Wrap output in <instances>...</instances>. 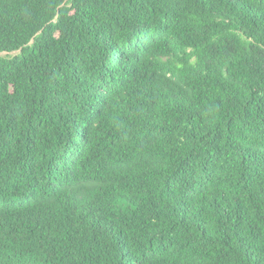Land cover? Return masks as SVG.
Listing matches in <instances>:
<instances>
[{
    "label": "trees",
    "instance_id": "obj_1",
    "mask_svg": "<svg viewBox=\"0 0 264 264\" xmlns=\"http://www.w3.org/2000/svg\"><path fill=\"white\" fill-rule=\"evenodd\" d=\"M0 264H264V0H0Z\"/></svg>",
    "mask_w": 264,
    "mask_h": 264
},
{
    "label": "rangeland",
    "instance_id": "obj_2",
    "mask_svg": "<svg viewBox=\"0 0 264 264\" xmlns=\"http://www.w3.org/2000/svg\"><path fill=\"white\" fill-rule=\"evenodd\" d=\"M18 54V52H14V53H11V54H2V55H0V56H6V55H8V56H15V55H17Z\"/></svg>",
    "mask_w": 264,
    "mask_h": 264
}]
</instances>
